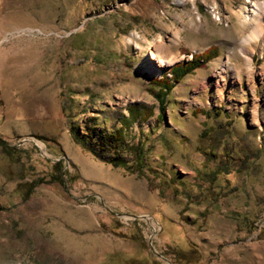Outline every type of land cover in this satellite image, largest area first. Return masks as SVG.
Wrapping results in <instances>:
<instances>
[{
  "label": "rangeland",
  "instance_id": "rangeland-1",
  "mask_svg": "<svg viewBox=\"0 0 264 264\" xmlns=\"http://www.w3.org/2000/svg\"><path fill=\"white\" fill-rule=\"evenodd\" d=\"M253 1L0 0V264H185L188 249L186 264H264V16L240 55ZM131 105L150 110L125 131L145 163L124 146L117 166L96 133Z\"/></svg>",
  "mask_w": 264,
  "mask_h": 264
},
{
  "label": "trees",
  "instance_id": "trees-1",
  "mask_svg": "<svg viewBox=\"0 0 264 264\" xmlns=\"http://www.w3.org/2000/svg\"><path fill=\"white\" fill-rule=\"evenodd\" d=\"M200 60L196 57H193L191 60L185 62V63H178L172 67L170 73L172 74L173 82H178L183 76H185L187 73L191 72L194 68L199 66ZM172 78H169L167 75H164L160 79H153L151 80L152 85H154V89H157V91L154 92L156 99L159 103V114L157 116L158 120H162L165 115V108H166V95L168 93H171L173 83H171ZM146 115L142 116L141 112L139 111L138 107L131 105L128 107V115H121L120 117V126L117 127L114 131H111L110 133L106 134L102 132V130L97 129V131H100L99 133H96L98 136V142L102 145L103 149L104 147L112 149L115 154L114 158L110 159V162L114 165H121L126 166L127 163L120 158V155L118 154L120 152V147L129 146L135 153H137L138 156V164L145 163L143 161V154L141 151H138L137 146L134 147L133 144H128L125 139V131L132 126L134 122L143 121L145 119H148L150 117V114L146 110ZM204 112V110H202ZM205 113H208L207 111ZM218 114V112H216ZM207 115V114H206ZM94 128H96L94 126ZM92 136V135H91ZM94 141V140H93ZM96 145V144H95ZM141 147V146H139ZM105 150V149H104ZM141 159V160H140ZM141 165V166H142ZM56 169L58 170L57 176H54L52 181H62V173H61V167L56 166ZM44 179H38L33 183V186L37 183L44 182ZM2 207L0 206V210ZM193 249H188L187 251H181L179 255V260H183V262L186 264L188 263V258L191 256H194ZM191 253V255L189 254ZM190 255V256H189Z\"/></svg>",
  "mask_w": 264,
  "mask_h": 264
},
{
  "label": "bare ground",
  "instance_id": "bare-ground-1",
  "mask_svg": "<svg viewBox=\"0 0 264 264\" xmlns=\"http://www.w3.org/2000/svg\"><path fill=\"white\" fill-rule=\"evenodd\" d=\"M244 15L245 16L240 17L243 26L248 27L251 23H255V30L253 31V33H251L252 35L250 34L251 36L248 38L247 40L248 42L253 38L259 37L262 33L263 23H261V20L258 21L256 20L257 18L264 16V3H260L259 0H254L253 2L250 3ZM149 44L151 45V43ZM160 48L161 45L159 44L158 47L156 48L157 53L159 52ZM149 53L151 54L152 57H155L154 52L149 50Z\"/></svg>",
  "mask_w": 264,
  "mask_h": 264
},
{
  "label": "crops",
  "instance_id": "crops-1",
  "mask_svg": "<svg viewBox=\"0 0 264 264\" xmlns=\"http://www.w3.org/2000/svg\"><path fill=\"white\" fill-rule=\"evenodd\" d=\"M254 43V40H250L248 42H245L244 40L242 41V47L240 48V55H247V54H250L252 52V54H254V50L252 48V44ZM218 56V53L216 52H212L211 55L209 56L210 57V60H212L213 58L217 57ZM176 63H179V62H176ZM196 69V68H195Z\"/></svg>",
  "mask_w": 264,
  "mask_h": 264
}]
</instances>
